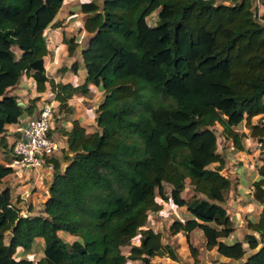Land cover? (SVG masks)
Here are the masks:
<instances>
[{
  "label": "trees",
  "instance_id": "obj_1",
  "mask_svg": "<svg viewBox=\"0 0 264 264\" xmlns=\"http://www.w3.org/2000/svg\"><path fill=\"white\" fill-rule=\"evenodd\" d=\"M229 1L83 3L84 29L92 40L83 53L86 81L74 87L50 81L45 67V31L65 0H0V146L6 126L27 110L9 91L23 75L40 92L51 83L65 113L72 112L69 102L76 94L91 87L104 92L96 132L87 133L78 122L64 131L72 156L65 155V169L51 159L57 176L41 211L28 206L23 214L21 200L1 188L16 171L0 163V264L179 261L150 221L163 209L158 197L186 209L184 222L176 219L169 231L186 235L196 264L199 251L190 234L197 229L209 251L241 264H264V246L242 263L264 245V210L257 223H249L261 241L247 235L248 249L243 242H226L235 232L224 207L233 182L222 174L227 161L213 130L219 125L238 152L246 150L248 137L264 146V123H253L264 116V15L254 11L255 2L264 7V0ZM80 44L72 43L69 51ZM244 123L249 136L239 131ZM257 170L252 200L264 206V164ZM187 182L189 199L183 196ZM60 232L77 239L69 243ZM39 243L42 256L33 258Z\"/></svg>",
  "mask_w": 264,
  "mask_h": 264
},
{
  "label": "crops",
  "instance_id": "obj_2",
  "mask_svg": "<svg viewBox=\"0 0 264 264\" xmlns=\"http://www.w3.org/2000/svg\"><path fill=\"white\" fill-rule=\"evenodd\" d=\"M92 1L95 0H65L54 23L45 31V37L49 49V54L45 59L46 75L50 81H53L56 84H70L74 87H78L84 85L86 81L87 70L80 47H86L91 36L84 29L85 21L88 16L81 12L80 8L83 3H89ZM98 1L100 4L103 3V0ZM71 39L73 42L68 44V41ZM80 42L82 44L71 53L69 51V45ZM9 91L12 96L18 98L19 103L27 110L18 123L7 125L6 130L2 135L3 142L0 146V163L7 167H9L13 159V144L15 140L20 137V133L17 132L19 123L25 125L30 119L39 117L41 110L47 104H52L55 109V116L50 135L59 147V150L52 159L61 162L63 169L67 166L64 159L65 155L72 156L68 147V138L65 136L64 131L71 130L74 122L80 123V125L86 129L87 133H94L98 130V108L104 99V92L98 88L91 87L87 94H76L69 102V106L72 108V112L70 113L61 112L59 110L60 104L55 99V94L51 92V83H47L46 90L40 92L37 88L36 82L30 75H23L19 84L9 89ZM263 118L264 116L257 117L253 120V123L256 124V119L260 120ZM239 131L248 136L250 134V130L246 127L245 123L239 127ZM254 144L257 147L254 148ZM227 145H230L229 152L228 150L221 151L222 154L225 152L226 155H224V157L226 161L230 162V165H232L231 159L234 158L241 162L239 171L236 169L238 172V180L236 190L234 189L233 191V200L235 201L234 204L238 205V211L240 212L242 219L239 220L238 216L230 215L224 204V207L235 225L234 234L228 238L226 242L229 244L243 242L244 248L248 249V244L245 243L247 235H253L258 241H261L260 234L250 230L249 223H257L264 210L263 205L257 204L252 200L254 191L253 183L259 179L257 167L264 164V159H262L264 158V155H261L264 152L261 148L264 146H262L263 144L261 142L252 137L245 139L246 150L243 152L236 151L231 142H227ZM231 151H236V153L233 154V157L230 154ZM33 175V172H24L20 169L18 173L16 172L7 176L1 185V188H9L11 190L15 202L19 199L21 200L19 207L24 210V215L27 213L28 206H32L36 212L43 209L44 204L48 200L49 189L53 180V178H49L44 183H39L38 188L33 194L27 200H23L22 194L29 186L28 183L33 179ZM166 204L168 207H163L160 212L152 214L150 216V221L160 233L163 230H160V226L164 228V223L155 222L154 216L156 217V215H159L161 220H164L165 222L171 221L168 225L170 237L168 234L167 237L169 238L163 240V242L165 241V244L171 245L176 250L179 256V261H173L167 257H157L153 259V262L156 264H196L191 255L186 235L181 233L173 236L169 231L170 226L176 219H180L184 222L183 219L188 215L187 211L185 208H178L170 203ZM239 222L241 224L239 227L244 228L243 232H238L236 224ZM195 233L197 235L196 239L194 238ZM61 234H63V232L59 233L60 236ZM69 236L72 238L71 241H69L70 243L77 239L74 236ZM203 236L204 234L202 235L198 232V229L190 234L191 244L199 251L198 264H215V261L221 262V258L225 260L224 262H229L230 264H241L220 255L216 249L209 251L206 248V240ZM198 237L199 240H197ZM263 246L264 245L261 243L256 250L250 251L248 254L259 252ZM245 260L246 257L242 263L247 262Z\"/></svg>",
  "mask_w": 264,
  "mask_h": 264
},
{
  "label": "built area",
  "instance_id": "obj_3",
  "mask_svg": "<svg viewBox=\"0 0 264 264\" xmlns=\"http://www.w3.org/2000/svg\"><path fill=\"white\" fill-rule=\"evenodd\" d=\"M54 116V106L47 104L39 117L30 119L25 125L20 123L18 125L17 132L20 133V137L13 144L14 161L9 167L17 173L20 169L34 173L33 179L22 194L23 200H27L33 194L39 183L54 177L55 166L51 159L59 150L50 135Z\"/></svg>",
  "mask_w": 264,
  "mask_h": 264
},
{
  "label": "rangeland",
  "instance_id": "obj_4",
  "mask_svg": "<svg viewBox=\"0 0 264 264\" xmlns=\"http://www.w3.org/2000/svg\"><path fill=\"white\" fill-rule=\"evenodd\" d=\"M233 3H234V0H230L227 4H233ZM254 11L257 14V16H259V17L264 15V7L259 5L256 2L254 4ZM155 17L156 16L154 15L153 18H155ZM153 18L149 19V22H150L151 25L154 24ZM255 122L258 123L260 121H259V119H256ZM260 123H264V118L261 119ZM213 130L216 132V135L218 137V152L221 153V151H226V150H228V152H229L230 145H227V141L225 140V138L223 136V129L219 125H217V126H215L213 128ZM255 147H257V146L254 144V148ZM261 149L264 150V147L261 148ZM223 153H224L223 155H226L225 152H223ZM235 153H236V151H231L230 152L232 157H233V154H235ZM261 155H264V152ZM262 159H264V158H262ZM228 161H230V160H228ZM231 163H232V165H230V162H227V165H226L225 169L222 171V174L227 176V177H229L232 180V182H233V187H232V190H231V192H230V194L228 196L227 202L225 203V206H226L228 212L230 213V215L238 216L239 220H241L242 216L240 215V212L238 211V205L237 204L235 205L234 204L235 201L233 200V197H234L233 196V191H234V189L236 190L237 180H238V178H237V176H238L237 170L239 171L241 162H239V160H236L234 158V159H231ZM216 167H217V165H212V166H210V169H215ZM187 185H188V187L185 190L183 195H184L185 198L189 199L192 196L193 192H192L191 187L189 186L190 185L189 182H187ZM167 191L168 192L170 191V187L167 188ZM157 201L160 204H162L163 207H168V206H166L167 204L165 202H163L159 197L157 198ZM174 217H175V215H174ZM154 221L155 222H159V223H164V225H163L164 228L162 226H160L161 227L160 230L163 229L161 234L163 236V240H166L167 238H169L170 234L168 232V225L171 223V221H166V222L164 220L162 221L159 215H156V217L154 216ZM240 225H241L240 222L238 224H236V226L238 228V232H243L244 228L243 227H239ZM198 232H200L203 235L202 231L198 230ZM168 234H169V237H167ZM61 237L67 242L71 241V239H72V238H70L69 235H66L65 233L61 234ZM196 237H197V235L195 233L194 234V238L196 239ZM197 240H199V237L197 238ZM138 243H139L138 240H135V244H138ZM122 251H123L124 255L128 256L129 252H130V247H125V248L122 249ZM42 252H43V246L39 243V244H37L34 247L33 251L31 252V256L33 258H37L38 259V258H40L42 256ZM221 259L223 261L222 260H221V262L220 261H215V264H230L229 262H224L225 260L223 258H221ZM128 264H143V263L142 262H128Z\"/></svg>",
  "mask_w": 264,
  "mask_h": 264
},
{
  "label": "water",
  "instance_id": "obj_5",
  "mask_svg": "<svg viewBox=\"0 0 264 264\" xmlns=\"http://www.w3.org/2000/svg\"><path fill=\"white\" fill-rule=\"evenodd\" d=\"M91 40H92V37L89 38L88 43H90ZM80 50H81L82 53H84V51H85L84 47H80ZM56 176H57V173L54 174V178H55ZM255 253H256V252H255ZM255 253H250V254H248V255L246 256V260H245V261H248L249 258H250L253 254H255Z\"/></svg>",
  "mask_w": 264,
  "mask_h": 264
}]
</instances>
